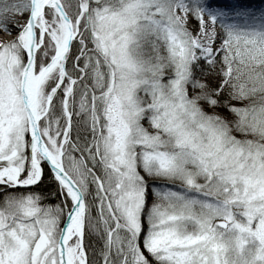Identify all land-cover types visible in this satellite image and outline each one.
Segmentation results:
<instances>
[{
	"label": "snow or ice",
	"instance_id": "1",
	"mask_svg": "<svg viewBox=\"0 0 264 264\" xmlns=\"http://www.w3.org/2000/svg\"><path fill=\"white\" fill-rule=\"evenodd\" d=\"M0 33V264H264V0H0Z\"/></svg>",
	"mask_w": 264,
	"mask_h": 264
},
{
	"label": "rangeland",
	"instance_id": "2",
	"mask_svg": "<svg viewBox=\"0 0 264 264\" xmlns=\"http://www.w3.org/2000/svg\"><path fill=\"white\" fill-rule=\"evenodd\" d=\"M260 2L261 0H251V3L253 4H259ZM12 35H14V33ZM0 38H10V36L6 33H0Z\"/></svg>",
	"mask_w": 264,
	"mask_h": 264
}]
</instances>
